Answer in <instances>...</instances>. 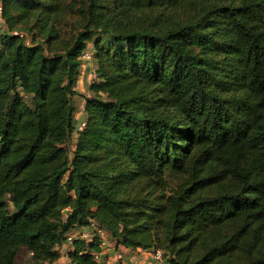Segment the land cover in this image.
<instances>
[{"label":"trees","instance_id":"obj_1","mask_svg":"<svg viewBox=\"0 0 264 264\" xmlns=\"http://www.w3.org/2000/svg\"><path fill=\"white\" fill-rule=\"evenodd\" d=\"M1 7L0 264L52 262L90 220L168 264H264V0ZM90 46L99 83L73 134ZM97 251L77 242L67 264Z\"/></svg>","mask_w":264,"mask_h":264},{"label":"built area","instance_id":"obj_2","mask_svg":"<svg viewBox=\"0 0 264 264\" xmlns=\"http://www.w3.org/2000/svg\"><path fill=\"white\" fill-rule=\"evenodd\" d=\"M5 30V22L2 17V7H1V0H0V31ZM18 34V33H15ZM19 36H23L22 34H19ZM28 43V40H27ZM93 50L92 47H88L85 49L81 55L79 56V62L80 67L84 68L87 64H89L90 72H89V80L88 85L89 88L93 85L99 83V78L96 73V67H95V60L93 56ZM84 111V107L82 108ZM76 114V112H75ZM75 116V115H74ZM85 126V118L80 120L78 123L74 125L73 134H75L77 131L83 129ZM64 212V218L67 216V212ZM108 234V231L97 221L90 220L89 223L85 226H79V227H72L70 228L64 235L63 243L60 247H58V251L60 253V257L52 262H48L46 264H61L62 261V254L67 253V251L70 248L74 247V244L77 242H84L86 245L90 244L93 240L98 239L99 243L103 240H105L106 236ZM106 248H103L99 244V251L92 252V258L93 261L96 264H126L124 262L125 255L122 251L115 250L112 255H110L109 258H105ZM138 253H140L143 257V260H147V264H168L167 257L164 255V253L156 248L152 249H137ZM67 257V255H66Z\"/></svg>","mask_w":264,"mask_h":264},{"label":"crops","instance_id":"obj_3","mask_svg":"<svg viewBox=\"0 0 264 264\" xmlns=\"http://www.w3.org/2000/svg\"><path fill=\"white\" fill-rule=\"evenodd\" d=\"M90 67L91 66L87 64L84 68H79V73L76 78L75 84L73 86V89L75 91V95L73 97V104H74L75 112H76L74 116V125L75 123H78L79 120H82L86 117L82 108L84 107L85 98L91 94V91L88 85ZM99 244L103 248H106L105 250L106 255L104 256L105 258H109L110 255H112L113 252L117 250V251H122L124 253L125 255L124 262L126 264H147L148 262L147 260L146 261L143 260V257H139V259L133 258V257H127V252L128 251L132 252V250L125 249L123 247H117L115 245L114 240H112L109 234H107L105 240L101 241ZM69 250H72V248H70Z\"/></svg>","mask_w":264,"mask_h":264},{"label":"rangeland","instance_id":"obj_4","mask_svg":"<svg viewBox=\"0 0 264 264\" xmlns=\"http://www.w3.org/2000/svg\"><path fill=\"white\" fill-rule=\"evenodd\" d=\"M140 256H142V255L140 253H138V251L136 252V250H132V252H130V251L127 252V257H133V258L139 259ZM18 261L23 262V263H29L30 262V256L24 251V249L20 252V254L18 256ZM68 262H69L68 258L66 257L65 253H63L61 264H67Z\"/></svg>","mask_w":264,"mask_h":264}]
</instances>
